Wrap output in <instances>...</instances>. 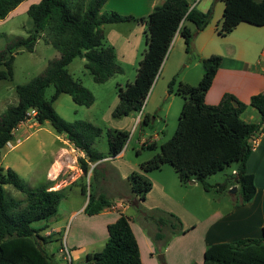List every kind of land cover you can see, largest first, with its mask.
Here are the masks:
<instances>
[{
  "label": "trees",
  "instance_id": "trees-1",
  "mask_svg": "<svg viewBox=\"0 0 264 264\" xmlns=\"http://www.w3.org/2000/svg\"><path fill=\"white\" fill-rule=\"evenodd\" d=\"M24 1L0 0V20ZM106 1L40 0L28 7L26 14L31 30L25 37H13L6 48L0 50V81H12L14 55L19 51L32 52L40 38L55 49L58 56L49 60L42 72L28 83L15 87L17 103L7 106L0 114V159L3 148L13 139V131L30 118L40 125L48 122L56 135L63 136L83 153L78 159L82 177L88 174L89 164L118 156L127 140L126 132L107 131L108 151L104 156L92 148L102 133L100 128L84 121L67 122L54 110L53 103L61 94L68 95L78 106L90 107L94 103L92 93L69 73L70 63L76 58L84 59L83 67L93 82H107L121 74L122 68L113 47L104 43V26L130 21L145 25L146 48L138 62L135 79L123 89L119 87L118 103L111 114L113 118L127 116L141 110L175 35L182 37L185 51L189 53L194 35L207 26L211 17V11L202 13L190 8L186 0H165L145 18L135 19L102 11ZM222 2L220 36H227L240 23L264 26V0ZM221 62L218 55L202 59L203 75L198 84L177 86L176 93L183 102L175 132L160 145L158 154L140 164V170L149 173L168 165L181 185L196 182L205 192L213 189L222 193L236 186L240 204H245L253 199L256 191L253 175L246 170V161L253 149V139L264 128V92L251 96L248 103L259 113L258 123L244 122L241 114L247 104L229 94L223 95L217 105L206 104L205 95ZM173 83L174 79L168 84L170 93ZM49 86H53L54 93L47 99L45 91ZM29 109L33 111L28 113ZM232 164H236L234 173L223 182L212 187L204 182L208 176ZM95 171L96 168L91 170L92 178ZM51 183L47 181L30 188L14 170L0 167V264H55L47 248L52 234L45 236L44 232L58 212L64 189H52ZM128 185L130 192L140 200H144L151 187L145 178L134 173ZM5 186H12L22 198L14 199ZM88 187L83 213L94 216L111 206L103 194L91 192L90 183ZM85 192L86 186H81V194ZM153 221L156 240L163 239L164 226L173 233L181 231L180 220L173 215L156 217ZM106 232L101 251L87 254L81 264H142L133 224L125 214L117 213L114 222L106 226ZM199 264H264V228L260 238H241L208 246Z\"/></svg>",
  "mask_w": 264,
  "mask_h": 264
},
{
  "label": "rangeland",
  "instance_id": "rangeland-1",
  "mask_svg": "<svg viewBox=\"0 0 264 264\" xmlns=\"http://www.w3.org/2000/svg\"><path fill=\"white\" fill-rule=\"evenodd\" d=\"M38 1L25 0L21 7L5 19L0 20V50L5 49L13 37H25L28 34L31 30V21L26 10L29 5L36 4ZM110 6L117 10V0H111ZM110 11H112L111 8L105 10V12ZM124 26L122 31H129L126 27L132 28L134 25L130 23ZM143 27L146 34L147 29L145 25ZM252 28L254 31H259L260 34L264 32L263 27L252 26ZM103 30L106 35V39H104L106 42L104 43L109 45L108 38L117 37V24L105 25ZM141 33L139 34L140 42L133 51L127 50V45L118 43L116 38L115 45H117L118 52L116 60L122 68V73L115 75L103 84L93 82L91 75L83 67L82 59L76 58L68 66V71L72 77L80 81L82 86L92 93L94 103L90 107L74 104L66 94L59 95L53 103L56 113L67 122L84 121L102 130V133L92 144V148L104 156H107L108 151L107 131L126 132L127 140L121 158H108L102 161L103 164L98 168L96 167L93 178L91 170L94 168V164H90L88 174L82 177L78 167V159L83 157V153L76 148H73L74 151H72L68 141L65 140L62 143L59 139H55L56 134L49 123L42 125L38 135L32 136L22 145L29 155V162L36 169L31 180L25 176H22L21 179L30 188L44 183L45 167L62 149L61 159L64 160V169L59 172L56 182L61 185L65 184L64 197L58 206L56 216L48 223L44 232L46 235L52 234L51 247L48 250L49 254L53 256L55 264H68L69 260L64 247L70 254L71 264L84 261L83 251L89 253L101 251L107 237L106 223L116 218L117 208L114 203L109 208H105L103 210L105 213L102 215L88 216L83 213L87 203L89 183L91 184V192L95 195L103 194L111 203L117 199V196H122L124 204H129L124 213L133 224V233L142 264H150L152 261L149 257V247H153V251H156L160 245L167 249L169 264H182L183 260L186 259L189 264H193V259L201 260L202 252L206 249L203 243L206 226L204 221L217 211L225 213L230 211L235 204H240L239 193L237 190L234 191V188L217 193L213 189L210 192H205L202 186L196 182H194L196 185L193 183L181 185L176 173L168 165H164L160 171H152L146 174V180L150 183L151 190L145 198V203L127 202V200L132 199L133 195L128 185L131 174H141L140 164L158 154L160 145L168 141L175 132L183 102L176 93L177 86L181 81H189L191 85L196 86L203 75V67L199 58L195 57L192 52L187 53L185 51L183 39L180 38L176 43L173 39L141 110L131 112L127 116L113 118L111 114L118 103V89L119 87L123 89L126 83L134 81L138 62L146 48L145 34L144 32ZM254 36L259 38L256 32H254ZM123 37L133 39L129 33ZM236 37L237 33L231 38ZM228 38L223 37L221 39L227 40ZM43 40L40 38L36 42L32 52H21L14 55L12 81H0V113L7 106L17 103L15 87L28 83L42 72L47 62L54 55L58 54ZM258 44L259 50L264 48L263 41ZM228 46L224 45L221 48L225 49ZM172 79H174V83L170 93L168 84ZM53 93V86H49L45 91V97L49 99ZM169 94L171 95L169 96ZM45 129L51 132V136L44 132ZM14 143L12 141V144ZM150 144L152 146L147 147ZM5 150L4 148L1 152L2 163L4 164L9 162L10 154L14 153L11 151L10 154L5 155ZM235 168L236 164H232L208 176L204 182L211 187L215 186L223 182L226 177L231 176ZM160 184L165 186L166 192L176 204H172V202H165L166 204H164L162 202L158 187ZM81 186H86L84 195L81 194ZM4 188L14 199L22 198L12 186H5ZM180 207L184 208L190 216L184 214ZM169 214L180 220V228H183L184 232L188 234L185 237H180L178 233L181 234V231L173 233L168 226H164L161 231L164 237L157 240L161 241L158 244L152 239L156 233V226L152 222L156 217H167ZM194 223L197 224L195 230H193ZM92 242L95 243L92 244ZM90 243L92 245L88 246ZM84 245L88 247L80 249ZM74 246L76 247L75 251L72 249ZM155 262L161 264L158 257H156ZM165 264L167 263L165 262Z\"/></svg>",
  "mask_w": 264,
  "mask_h": 264
},
{
  "label": "crops",
  "instance_id": "crops-1",
  "mask_svg": "<svg viewBox=\"0 0 264 264\" xmlns=\"http://www.w3.org/2000/svg\"><path fill=\"white\" fill-rule=\"evenodd\" d=\"M110 1L111 0L106 1L102 8V11H105L106 8H111L112 11L117 12V14L119 15L131 16L135 19H140L145 18L156 6L162 4L165 0H117V10L116 8L110 6ZM186 2L189 4L190 8H195L202 13L211 11V17L207 26L202 31L197 32L194 35L190 52H192L195 57H198L200 62L202 59L207 58L211 55H218L222 58L221 65L214 76L212 85L205 95V103L208 105H217L223 95L229 94L233 96V98L238 102L247 104V107L241 114V119L246 123H258L260 120V115L256 111V109L248 105V103L251 96L264 92V59L261 60V54L264 48L260 50L258 49V43L261 41L264 42V32L260 34L259 31H254V28H252L251 25L240 23L230 34L224 36L229 37L227 40H222L221 38L223 37L218 34V29L222 20V14L224 10V4L222 0H186ZM22 3L18 5L16 9L21 7ZM15 10H13L11 13H13ZM130 23H132V25L134 26L132 28L126 27V29H129V31H122V29L125 28L124 25ZM143 26L144 25L138 21H130L117 24V37L114 36L113 38L115 39L108 38V46L113 47L116 56L118 54L116 48L117 45H115L116 38L118 43L121 42V44L123 43L127 45V50L133 51L134 47H136V45H138V43L140 42L139 34L141 32H144L145 34V31H143ZM262 27L264 29V26ZM254 32L257 33V37L259 38H255ZM127 33H129V36L131 35L133 37L132 40H130V38L128 37H123ZM236 33L237 37L231 38ZM105 36L106 35L104 34V37ZM180 38L182 39L179 34H176L173 39L176 43V41H178ZM224 45L229 46L225 49L221 48L224 47ZM21 52L26 51H19L18 53ZM57 56L58 54H56V56L54 55L53 58ZM82 61L84 65V59H82ZM181 83L193 86L189 83V81H181ZM170 95L171 94H169V96ZM3 111L4 109L1 111V113ZM42 125L38 124L32 118H30L29 120H26L17 126V128L13 131V139L10 141L11 146L9 147L8 145H6L4 147L6 149L5 155L10 154L11 151H14V153L10 154L11 156L9 162L5 164L2 163L1 157V168H10L14 170L18 174L20 179H22V176H25L30 180L32 179V175L36 173V169H34L29 162V155L22 145L25 141L32 138V136L36 137L38 135V132L42 129ZM44 132L51 136V132L49 130L45 129ZM55 137V139H59L60 142H65L63 136L56 135ZM12 141H14L15 143L12 144ZM73 148L74 146L70 144V149L72 151H74ZM61 151L62 149L59 150L57 156H54L51 163L47 167H45L44 183L47 181L52 182V189H65L66 187L65 184L61 185L56 182L59 172L64 169V160L61 159ZM122 155L123 151L114 158H121ZM106 159L108 158H104L94 163V168H98L103 164L102 161ZM92 168L93 166L91 167V169ZM246 170L248 173L252 174L254 178V186L256 191L253 199L245 204H235L228 212L221 213L217 211L214 213V215L204 221L206 223L205 231L203 234V243L205 248L215 243L232 242L241 238L261 237V231L262 228H264V128L261 134L256 137L254 147L246 161ZM232 173H234V170L232 171ZM146 174L147 173L144 172H142L141 174L139 173L140 176L147 179ZM158 187L160 189V198L164 204H166L165 202H172V204H176V202L166 192L164 185L160 184L158 185ZM234 187L237 190V187ZM150 190L145 195V198L148 196ZM145 198L144 200H140L135 195H132V199L127 200V202L130 201L133 204L145 203ZM113 203L117 208V213L120 212L125 214L124 212H126V210L128 209L129 204H124L122 196H117V199H114L111 205H113ZM181 210L184 214L190 216V214L184 208H181ZM104 213L105 211H102L101 213H99V215H102ZM115 219L116 218L112 219V221H109L106 224L108 225L114 222ZM152 223H154V221ZM193 226V230H195L197 224L194 223ZM187 234V232L184 233L183 228H181V234L178 233L180 237H185L187 236ZM152 239L158 244L159 242H161L156 240L155 234L153 235ZM94 243L95 242H92V244ZM92 244L90 243L88 246ZM84 246H81L80 249L88 247ZM50 247L51 244L47 246V248ZM158 248L159 249H157L156 251H153V247H149V257L152 260L150 264H157L155 262L156 257L160 259L161 264H165V262L169 264L167 261V249H164L162 245L158 246ZM72 249L75 251L76 247L74 246ZM83 253L84 258L87 254H92L87 251H83ZM201 260L193 259V263L199 264ZM81 263L82 262H79L78 264ZM182 264H189V262L186 259L183 260Z\"/></svg>",
  "mask_w": 264,
  "mask_h": 264
},
{
  "label": "built area",
  "instance_id": "built-area-1",
  "mask_svg": "<svg viewBox=\"0 0 264 264\" xmlns=\"http://www.w3.org/2000/svg\"><path fill=\"white\" fill-rule=\"evenodd\" d=\"M262 59H264V50L262 51V54H261V60ZM257 137V136H256ZM256 137L253 139V141H252V144H253V147H254V144H255V141H256ZM7 145L10 147L11 146V144H10V142H8L7 143ZM64 249H65V252H66V254H67V258H68V264H71L70 263V261H71V257H70V254L68 253V251H67V249H66V247H64Z\"/></svg>",
  "mask_w": 264,
  "mask_h": 264
},
{
  "label": "water",
  "instance_id": "water-1",
  "mask_svg": "<svg viewBox=\"0 0 264 264\" xmlns=\"http://www.w3.org/2000/svg\"><path fill=\"white\" fill-rule=\"evenodd\" d=\"M33 110L32 109H29L28 110V113H31ZM234 188V191H236V188L235 187H233Z\"/></svg>",
  "mask_w": 264,
  "mask_h": 264
}]
</instances>
